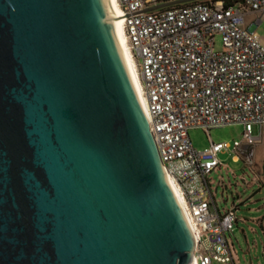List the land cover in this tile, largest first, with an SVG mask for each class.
Here are the masks:
<instances>
[{
	"label": "water",
	"instance_id": "1",
	"mask_svg": "<svg viewBox=\"0 0 264 264\" xmlns=\"http://www.w3.org/2000/svg\"><path fill=\"white\" fill-rule=\"evenodd\" d=\"M192 251L103 0H0V264Z\"/></svg>",
	"mask_w": 264,
	"mask_h": 264
},
{
	"label": "built area",
	"instance_id": "2",
	"mask_svg": "<svg viewBox=\"0 0 264 264\" xmlns=\"http://www.w3.org/2000/svg\"><path fill=\"white\" fill-rule=\"evenodd\" d=\"M117 0L141 83L144 115L165 177L193 238L188 264H235L228 235L238 205L217 207L208 175L227 143L194 149L189 130L242 126L235 150L249 155L264 139V0ZM254 16L247 25L246 17ZM251 27V28H250ZM219 35L222 49L215 50ZM237 157V156H236Z\"/></svg>",
	"mask_w": 264,
	"mask_h": 264
},
{
	"label": "rangeland",
	"instance_id": "3",
	"mask_svg": "<svg viewBox=\"0 0 264 264\" xmlns=\"http://www.w3.org/2000/svg\"><path fill=\"white\" fill-rule=\"evenodd\" d=\"M254 18L247 16V25ZM252 29L258 32L264 46V16H261V24ZM214 47L217 51L222 49L219 35L214 37ZM188 134L196 150L207 148L210 141L229 144V149L218 154L221 166L207 178L220 211L231 208L233 203L238 205V222L228 235L235 264H264V139L252 148L253 164L248 166L244 161L249 150L244 152L243 148L235 150L233 147L234 141L242 139V126L214 128L208 133L191 129Z\"/></svg>",
	"mask_w": 264,
	"mask_h": 264
},
{
	"label": "bare ground",
	"instance_id": "4",
	"mask_svg": "<svg viewBox=\"0 0 264 264\" xmlns=\"http://www.w3.org/2000/svg\"><path fill=\"white\" fill-rule=\"evenodd\" d=\"M103 3H104V6H105V9H106V12H107L113 33H114V37L116 40V44H117V48H118L120 57L122 59V62L124 64V67L126 69L128 77H129L130 82L132 84L134 92L137 96L140 107L144 113V110H143L144 109V99H143V96L141 94L142 93L141 83H140L139 76H138L136 68H135V64H134L133 59H132L131 54H130V51L128 48V43H127V38H126V35L124 33V29L122 26V22H121V18H120V17H122V13L118 9L117 0H103ZM166 180H167V178H166ZM172 190H173V188H172ZM185 221H186V219H185Z\"/></svg>",
	"mask_w": 264,
	"mask_h": 264
},
{
	"label": "crops",
	"instance_id": "5",
	"mask_svg": "<svg viewBox=\"0 0 264 264\" xmlns=\"http://www.w3.org/2000/svg\"><path fill=\"white\" fill-rule=\"evenodd\" d=\"M235 160H237V157H235Z\"/></svg>",
	"mask_w": 264,
	"mask_h": 264
}]
</instances>
